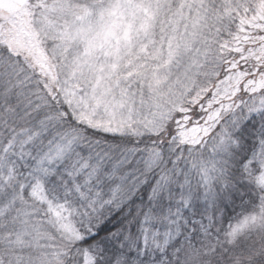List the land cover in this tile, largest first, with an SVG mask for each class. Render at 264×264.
Masks as SVG:
<instances>
[{"label":"snow or ice","instance_id":"obj_1","mask_svg":"<svg viewBox=\"0 0 264 264\" xmlns=\"http://www.w3.org/2000/svg\"><path fill=\"white\" fill-rule=\"evenodd\" d=\"M0 264H264V0H0Z\"/></svg>","mask_w":264,"mask_h":264}]
</instances>
